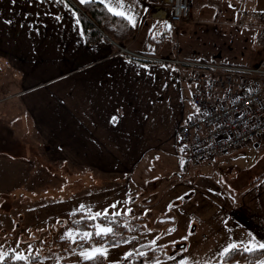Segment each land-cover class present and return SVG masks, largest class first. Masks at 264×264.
Masks as SVG:
<instances>
[{
    "label": "crops",
    "instance_id": "1",
    "mask_svg": "<svg viewBox=\"0 0 264 264\" xmlns=\"http://www.w3.org/2000/svg\"><path fill=\"white\" fill-rule=\"evenodd\" d=\"M70 1L79 0H66L77 13ZM198 1L202 2L192 0L186 21L193 19ZM223 2V13L235 21L243 10L264 12V0ZM153 4L140 0L134 35L122 46L106 35L88 43L80 34L81 23L77 26L69 8L56 0H0L1 158L16 161L17 171L32 163L35 150L54 165L120 182L132 181L135 175L143 181L156 179L154 168L162 161L175 163L179 172H170L157 185H177L178 190L186 186L182 180L186 169L181 165L187 159L178 130L195 111L191 83L183 76L184 69L150 57L255 65L264 58V49L247 50L253 56L245 62L167 51L154 34L167 20L155 15ZM155 12L164 14L160 7ZM56 16L62 19L57 21ZM256 34L254 28L243 27L237 33L242 38L238 43L248 46ZM180 192L178 198L185 197L187 189ZM150 194L152 201L160 192L150 189ZM230 213L243 239L254 236L264 242V178L246 190Z\"/></svg>",
    "mask_w": 264,
    "mask_h": 264
},
{
    "label": "rangeland",
    "instance_id": "2",
    "mask_svg": "<svg viewBox=\"0 0 264 264\" xmlns=\"http://www.w3.org/2000/svg\"><path fill=\"white\" fill-rule=\"evenodd\" d=\"M223 1L196 2L193 19L163 22L155 29L156 38L163 40L167 51L178 50L191 58L245 62L253 56L247 50L258 52L264 45L257 38L245 47L238 43L242 38L237 33L243 27L223 13ZM221 154L206 162L183 160L186 186L181 190L177 185H157L170 172H179L175 163L158 161L156 179L143 181L135 175L132 181L123 178L120 182L54 165L35 150L32 163L17 171L16 161L0 156V252L29 255L24 264H79L83 260L80 253L93 247L108 249L102 264H122L128 252H133L129 264H134L133 258L140 252L146 254L143 264H180L181 260L216 264L222 261L226 246L249 242L234 229L230 210L244 199L246 190L264 178V135ZM150 189L160 192L152 201L148 200ZM186 189L185 197L178 198ZM114 203L117 207L112 209ZM89 206L93 214L107 209L109 214L118 211L126 218L109 216L115 221L111 225L115 235H93L89 240L77 235L73 243L66 233H94L95 225L108 223L88 219ZM76 210L79 215L74 214Z\"/></svg>",
    "mask_w": 264,
    "mask_h": 264
},
{
    "label": "built area",
    "instance_id": "3",
    "mask_svg": "<svg viewBox=\"0 0 264 264\" xmlns=\"http://www.w3.org/2000/svg\"><path fill=\"white\" fill-rule=\"evenodd\" d=\"M153 2L155 15L170 23L184 22L192 13V0ZM157 7L164 14L155 12ZM236 25L254 28L258 42L264 45V12L243 10ZM150 58L184 69L183 76L191 83L195 111L178 130V142L187 160L195 163L208 160L264 135V58L255 65L180 57Z\"/></svg>",
    "mask_w": 264,
    "mask_h": 264
},
{
    "label": "snow or ice",
    "instance_id": "4",
    "mask_svg": "<svg viewBox=\"0 0 264 264\" xmlns=\"http://www.w3.org/2000/svg\"><path fill=\"white\" fill-rule=\"evenodd\" d=\"M16 0H12V3H15ZM45 0H40V3H44ZM95 2V0H79L80 4H90ZM100 3L104 4L106 10L116 16L117 18H122L123 20L127 21L128 24L132 27H136L137 26V22H138V17H139V13L136 11V7L139 5L140 0H99ZM56 3H60V4H65V7L69 8V11L72 12V15L75 19V24L77 26L80 25L81 23V18L79 17V15L75 12L72 11V9L68 6V4L66 3V0H56ZM231 6V5H230ZM144 11H147V9H144ZM55 19L57 21H60L62 19L61 16H56ZM5 23H11V21H5ZM166 27L171 28L170 25L166 24ZM81 35H83V30H81L80 32ZM116 117H112V121L115 122L116 121ZM182 199V197H181ZM127 203V202H125ZM117 207V205L114 203L111 205L112 209H115ZM171 207V206H170ZM84 209V206L81 205V210ZM131 209L128 210V212H130ZM112 217H116V216H120L121 213L116 211V212H112L111 214H109L108 210L105 209L103 211V213L101 212H96V213H92L90 210V206H89V211H88V219L90 220H97V219H106L108 221V223L106 225H101V224H97L95 225L96 231L93 232H83V233H76L73 234V232H68L66 233V237L71 239L73 243H75L76 241V236H80L81 239L84 240H89L92 238L93 235L98 236V237H105L108 235H115L114 229L111 226L113 223H115V221L113 219H110L109 216ZM170 231H174L170 230ZM251 235V234H249ZM135 239V238H133ZM130 243V241H127ZM153 244H155V241H152ZM241 245H243V252H247V253H252L255 252L257 250H264V242L261 241H257L256 238L254 236L251 237V239L249 240L248 244H243V241H241V244H237L235 242L229 244L228 246H226L223 249V252L221 253L222 256H228L231 255L232 252L236 251H240L241 249ZM186 251V249H185ZM108 254V249L107 248H98V247H93L91 249L82 251L80 253L81 258L83 260H90L93 261V264H95V261L98 259V257H107ZM140 256H145L146 254L143 252L138 253ZM8 254L5 252H0V261H4L5 257ZM133 256V252H128L125 254V259H128L129 257ZM15 261H29L30 256L29 255H24L21 253H17L12 257ZM34 259V258H33ZM169 259H175L174 257H169ZM180 264H187V262L185 260H181ZM260 264H264V261H261Z\"/></svg>",
    "mask_w": 264,
    "mask_h": 264
},
{
    "label": "trees",
    "instance_id": "5",
    "mask_svg": "<svg viewBox=\"0 0 264 264\" xmlns=\"http://www.w3.org/2000/svg\"><path fill=\"white\" fill-rule=\"evenodd\" d=\"M70 3L75 7L77 14L81 18V25L84 33L85 40L88 43H94L100 38L109 36L114 39L117 43L124 46L125 43L134 35L135 28L130 26L127 21L122 18H117L116 16L110 14L104 4L100 3L99 0L90 4H80L76 1V4ZM154 39V37L152 36ZM159 46V44H158ZM80 211H74V214L79 215ZM125 219L126 215H120ZM88 218V217H87ZM75 224H80L75 222ZM100 239V238H99ZM123 240V239H122ZM110 243L117 241H109ZM74 248L72 247L71 250ZM243 247L241 246L240 251L232 252L231 255L223 256L222 261L216 264H260L264 261V250H257L252 253L243 252ZM67 250V249H66ZM4 261H0V264H24L25 261H15L12 257L11 252L7 253ZM131 258H123L122 264H129ZM134 264H143V256H136L133 258ZM104 261L103 256L98 257L95 264H102ZM79 264H93L90 260H81Z\"/></svg>",
    "mask_w": 264,
    "mask_h": 264
}]
</instances>
